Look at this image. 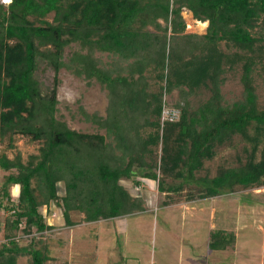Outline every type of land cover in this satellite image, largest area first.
I'll return each mask as SVG.
<instances>
[{"label": "trees", "instance_id": "obj_1", "mask_svg": "<svg viewBox=\"0 0 264 264\" xmlns=\"http://www.w3.org/2000/svg\"><path fill=\"white\" fill-rule=\"evenodd\" d=\"M184 10L206 25L203 34L185 33ZM71 45L78 50L65 59ZM39 61L54 71L48 95L34 78ZM61 69L105 91L104 116L79 112L104 134L78 133L56 118ZM229 75L241 93L226 101ZM166 109L177 111L175 120H162ZM13 135L41 145L24 162L0 154V264H49L37 238L53 229L52 205L67 227L77 225L71 213L89 223L143 212L123 179L155 182L161 206L185 189L192 202L264 186V0H0V140ZM235 136L244 144L237 165L219 164L208 176L205 163ZM231 238L213 230L209 248Z\"/></svg>", "mask_w": 264, "mask_h": 264}, {"label": "rangeland", "instance_id": "obj_2", "mask_svg": "<svg viewBox=\"0 0 264 264\" xmlns=\"http://www.w3.org/2000/svg\"><path fill=\"white\" fill-rule=\"evenodd\" d=\"M1 1L5 3V0ZM181 16L185 33L201 35L205 32L206 25L199 26L190 12L184 10ZM75 50H78L76 45L65 48L64 58ZM230 77L222 86L226 101L237 99L241 93L238 79ZM34 78L41 94L48 95L53 87L52 68L39 61ZM56 78V118L78 133L104 134L94 124L85 122L79 113L83 109L88 114L104 116L106 95L100 85L93 82L88 86L83 79L63 69ZM175 97L173 93L166 100L172 104ZM259 98L263 100L262 95ZM40 145V142L21 135H13L11 140L4 137L0 140V154L11 159L19 153L24 162L28 155L37 154ZM243 145L235 136L232 145L219 148L215 158L205 163L207 175L214 176L217 166L222 163L236 166L237 158L242 157ZM2 175L0 173V181ZM134 178L140 185L129 179L121 180L120 185L132 196L144 200L141 213L89 223L80 221V215L71 213V220L77 225L67 227L60 210L52 205L46 222L53 229L37 238L48 245L49 264H264V186L236 188L220 197L192 202L185 201V189L179 196L169 194L175 203L161 206L164 194L157 192L156 183ZM56 190L57 196H61L62 185H57ZM16 192V187L10 188L12 197ZM5 216L0 210V244L4 240ZM213 230L232 234L233 238L226 240V248H209V233ZM28 239L23 237L20 244H26ZM24 261L22 258L18 263Z\"/></svg>", "mask_w": 264, "mask_h": 264}, {"label": "built area", "instance_id": "obj_3", "mask_svg": "<svg viewBox=\"0 0 264 264\" xmlns=\"http://www.w3.org/2000/svg\"><path fill=\"white\" fill-rule=\"evenodd\" d=\"M177 111L173 110V109H166L163 111L162 113V120L163 119H168V120H175L177 117Z\"/></svg>", "mask_w": 264, "mask_h": 264}, {"label": "clouds", "instance_id": "obj_4", "mask_svg": "<svg viewBox=\"0 0 264 264\" xmlns=\"http://www.w3.org/2000/svg\"><path fill=\"white\" fill-rule=\"evenodd\" d=\"M5 3H10V0H7V2H5ZM17 187H19V186H17Z\"/></svg>", "mask_w": 264, "mask_h": 264}, {"label": "bare ground", "instance_id": "obj_5", "mask_svg": "<svg viewBox=\"0 0 264 264\" xmlns=\"http://www.w3.org/2000/svg\"><path fill=\"white\" fill-rule=\"evenodd\" d=\"M190 27V26H189ZM196 29H198L199 30V27L197 26V28Z\"/></svg>", "mask_w": 264, "mask_h": 264}, {"label": "snow or ice", "instance_id": "obj_6", "mask_svg": "<svg viewBox=\"0 0 264 264\" xmlns=\"http://www.w3.org/2000/svg\"><path fill=\"white\" fill-rule=\"evenodd\" d=\"M5 2H7V0H5Z\"/></svg>", "mask_w": 264, "mask_h": 264}]
</instances>
